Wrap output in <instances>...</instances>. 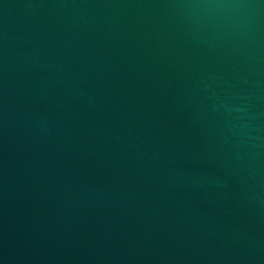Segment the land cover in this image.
Masks as SVG:
<instances>
[{
  "label": "water",
  "instance_id": "water-1",
  "mask_svg": "<svg viewBox=\"0 0 264 264\" xmlns=\"http://www.w3.org/2000/svg\"><path fill=\"white\" fill-rule=\"evenodd\" d=\"M0 264H264V0H0Z\"/></svg>",
  "mask_w": 264,
  "mask_h": 264
}]
</instances>
